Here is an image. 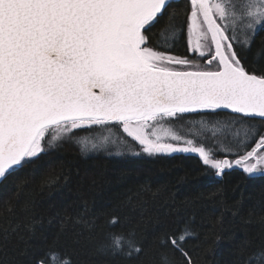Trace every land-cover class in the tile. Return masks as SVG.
I'll use <instances>...</instances> for the list:
<instances>
[{
    "label": "snow or ice",
    "instance_id": "1",
    "mask_svg": "<svg viewBox=\"0 0 264 264\" xmlns=\"http://www.w3.org/2000/svg\"><path fill=\"white\" fill-rule=\"evenodd\" d=\"M171 3L0 0V183L52 146L58 138H49L51 130L67 136L98 126L121 128L138 142L135 155L191 153L216 176L233 168L264 175V127L245 126L248 119L264 121V72L249 71L236 51L251 45L247 35L240 40L241 30H264V0H187L179 27L167 12ZM166 15L169 23L153 32ZM185 28L188 52L202 63L150 46V37L158 36V45L171 47ZM221 110L238 114L231 123L244 128L221 149L224 158L191 139L172 135L174 144L150 131L169 118ZM78 143L94 151L116 141L104 136ZM190 235L185 227L165 241L185 264H192L183 249ZM122 241V234L110 233L103 247L118 251ZM124 243L133 248L132 241ZM253 259L264 264V253Z\"/></svg>",
    "mask_w": 264,
    "mask_h": 264
},
{
    "label": "trees",
    "instance_id": "2",
    "mask_svg": "<svg viewBox=\"0 0 264 264\" xmlns=\"http://www.w3.org/2000/svg\"><path fill=\"white\" fill-rule=\"evenodd\" d=\"M187 7V0H172L171 23L183 25ZM168 23L166 15L152 31ZM187 39L185 28L171 47L158 45V36L150 37V46L192 58ZM236 51L249 71L264 72V30L252 35L250 47L237 45ZM225 117L240 118L221 110L181 119L211 123ZM245 126L264 127V121L248 119ZM101 129L67 136L51 130L49 138H58L52 146L0 183V264H165V257L167 264H185L165 243L185 227L191 235L183 249L192 264H257L253 257L264 253V175L233 168L216 176L191 153L135 155L138 142L119 128L116 144L82 150L78 140ZM224 139L225 146L235 141ZM194 141L224 158L225 146ZM110 233L122 234L133 248L124 241L118 251L103 247Z\"/></svg>",
    "mask_w": 264,
    "mask_h": 264
},
{
    "label": "rangeland",
    "instance_id": "3",
    "mask_svg": "<svg viewBox=\"0 0 264 264\" xmlns=\"http://www.w3.org/2000/svg\"><path fill=\"white\" fill-rule=\"evenodd\" d=\"M245 35H247L248 38L251 40L252 37L251 31L241 30L239 32V38L241 41H243ZM190 59H196L197 62L202 63L199 57L192 56V58ZM185 115L186 114H183V116ZM181 118L182 117L169 118L167 120L160 121L157 125H155V128L151 129L150 131L154 130L157 135L161 136L165 141L169 143L175 144L176 141H173L171 139V136L177 135L183 138L184 140L187 139L192 140V138H194V140L204 139L207 140L208 142H211L214 145H218L221 147L225 146L224 138L235 139L237 132H239L240 135H243V131H244V128L242 126L234 125L231 123V121L235 119L234 117L221 118V120H217L211 123H206L205 120H201L197 118H188L187 122H184V120L187 118H184L183 120ZM233 126H235L236 128H234ZM117 128L109 127L95 131L93 135L86 137V139L95 142L98 141L101 137L106 136L109 138L110 141L111 140L117 141L118 134L119 133L121 134L122 131L121 128H119L121 131H119V129ZM211 131H214L216 135ZM194 140H192L194 146L204 147L203 145H197L198 142L197 141L195 142ZM205 148L206 150L212 153L214 152L210 147L205 146Z\"/></svg>",
    "mask_w": 264,
    "mask_h": 264
},
{
    "label": "water",
    "instance_id": "4",
    "mask_svg": "<svg viewBox=\"0 0 264 264\" xmlns=\"http://www.w3.org/2000/svg\"><path fill=\"white\" fill-rule=\"evenodd\" d=\"M230 112V111H229ZM196 155V154H195ZM196 156H198V155H196Z\"/></svg>",
    "mask_w": 264,
    "mask_h": 264
}]
</instances>
